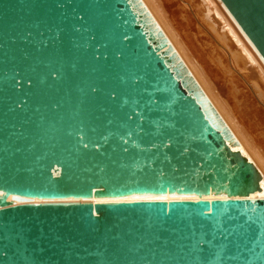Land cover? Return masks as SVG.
Wrapping results in <instances>:
<instances>
[{
  "label": "water",
  "instance_id": "obj_1",
  "mask_svg": "<svg viewBox=\"0 0 264 264\" xmlns=\"http://www.w3.org/2000/svg\"><path fill=\"white\" fill-rule=\"evenodd\" d=\"M220 1L264 60V0ZM212 110L141 0H0V264H264Z\"/></svg>",
  "mask_w": 264,
  "mask_h": 264
},
{
  "label": "bare ground",
  "instance_id": "obj_2",
  "mask_svg": "<svg viewBox=\"0 0 264 264\" xmlns=\"http://www.w3.org/2000/svg\"><path fill=\"white\" fill-rule=\"evenodd\" d=\"M141 2L201 88L212 111L264 177V60L220 0ZM173 200L198 198L132 196L93 202Z\"/></svg>",
  "mask_w": 264,
  "mask_h": 264
},
{
  "label": "rangeland",
  "instance_id": "obj_3",
  "mask_svg": "<svg viewBox=\"0 0 264 264\" xmlns=\"http://www.w3.org/2000/svg\"><path fill=\"white\" fill-rule=\"evenodd\" d=\"M254 69H256V70H257L258 68H256V66H255V67H254ZM257 71H259V70H257Z\"/></svg>",
  "mask_w": 264,
  "mask_h": 264
}]
</instances>
